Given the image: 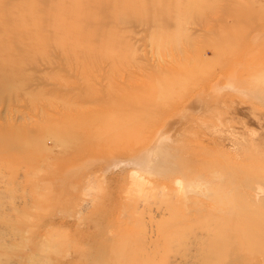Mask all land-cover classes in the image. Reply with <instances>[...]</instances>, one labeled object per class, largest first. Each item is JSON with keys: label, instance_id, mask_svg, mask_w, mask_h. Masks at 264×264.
I'll use <instances>...</instances> for the list:
<instances>
[{"label": "rangeland", "instance_id": "374dc122", "mask_svg": "<svg viewBox=\"0 0 264 264\" xmlns=\"http://www.w3.org/2000/svg\"><path fill=\"white\" fill-rule=\"evenodd\" d=\"M56 2L64 36L7 55L0 264H203L212 221L264 245V0Z\"/></svg>", "mask_w": 264, "mask_h": 264}, {"label": "bare ground", "instance_id": "6f19581e", "mask_svg": "<svg viewBox=\"0 0 264 264\" xmlns=\"http://www.w3.org/2000/svg\"><path fill=\"white\" fill-rule=\"evenodd\" d=\"M15 1L17 2L12 1L11 4L9 5L7 4L4 6L7 0H0V9L2 8L5 11V14H0V95H2L3 90H9L16 83L13 76L8 74L9 71L5 69L6 65L8 66L10 64L13 65L16 63L17 64L20 63L18 57L17 58L7 57V55L8 56L10 55L8 53L13 51V52H20L18 53L19 55H27L30 50L43 47L42 45H35L37 41L39 42L42 40V43L44 44L46 38L56 40L58 33H59V37L64 36V35H60L63 31L61 30V23L59 20L53 22L50 21V23H47V21L44 20L45 24L43 25V23L40 22L41 19H33L32 17L34 12L36 11L40 15L48 14L47 16L49 18H56L58 16H55L54 14L58 9L64 6L63 4L57 3L56 0H54L53 4L51 5H47L46 2H44V0H15ZM90 1H91L90 4L92 5L93 8H98L100 6L102 7L107 5L106 2H108L109 0H90ZM15 11H19V12L15 13ZM84 15L85 14H81L79 18L83 17ZM85 16H87V18L93 19L94 12L88 13ZM46 24L48 25L45 26ZM59 26H60V32H57ZM47 32L50 33L46 35ZM22 38H32L33 42L36 43L34 44L32 42L33 44L31 43L23 44L21 40ZM43 40L45 41L43 42ZM77 42L78 40H75L74 44L69 46L75 48L81 47L83 49L89 47L86 43L82 41H79L78 43ZM2 137L4 138L3 140H0V142L5 141V136H0V139ZM7 139L8 141L13 142L14 139L13 135L11 134ZM107 150L108 149L106 147H103L102 151L99 150L97 147L89 148V151L98 152V153H104ZM218 223L219 221L216 222L212 221L208 224H206L205 222V224L199 225L201 227H204L203 229L199 228L200 232L201 233L206 232L207 237L209 236L208 239L209 246L207 252L203 257L204 260L202 261L203 264H218L219 262H221V264H224L230 258L233 259L237 258V254H233L232 256L231 255L224 256V255L225 252L228 253L227 251L234 250V247L238 242H240L244 246V248L246 250H249L251 253L264 254V245L256 246L254 243H252V240H254V238L252 237L245 238L241 234L239 225L236 224L237 226L235 228H231L232 225L230 226L226 224V228H225L226 231L222 232L221 230L223 229V226L219 227L217 225ZM251 225H249L250 226L249 228L252 230ZM210 227L214 229H211ZM247 227L245 228L247 229ZM217 228H220V231H218ZM253 235L256 234L254 233ZM262 236L264 238V234ZM259 240L257 242H259Z\"/></svg>", "mask_w": 264, "mask_h": 264}]
</instances>
